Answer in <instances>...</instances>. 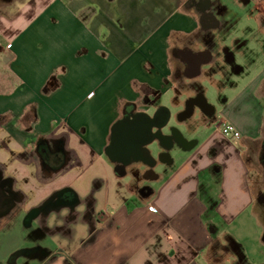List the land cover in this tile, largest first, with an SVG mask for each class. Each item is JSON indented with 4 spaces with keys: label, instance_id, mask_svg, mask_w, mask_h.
I'll return each mask as SVG.
<instances>
[{
    "label": "crops",
    "instance_id": "0c3cea01",
    "mask_svg": "<svg viewBox=\"0 0 264 264\" xmlns=\"http://www.w3.org/2000/svg\"><path fill=\"white\" fill-rule=\"evenodd\" d=\"M196 1L27 0L0 14L10 71L0 77V167L22 197L0 220V264L27 244L36 253L21 264H241L220 229L250 210L263 219L264 64L248 71L260 64L252 54L264 63V0H210L206 13L223 26L208 30ZM62 37L69 56L58 61ZM211 37L217 49L198 60ZM172 92L175 113L162 102ZM162 107L178 126L147 146L154 160L121 167L108 156L125 109ZM226 122L240 139L222 133ZM60 140L66 161L48 169L40 145Z\"/></svg>",
    "mask_w": 264,
    "mask_h": 264
},
{
    "label": "rangeland",
    "instance_id": "374dc122",
    "mask_svg": "<svg viewBox=\"0 0 264 264\" xmlns=\"http://www.w3.org/2000/svg\"><path fill=\"white\" fill-rule=\"evenodd\" d=\"M23 3L25 4L27 2V0H22ZM23 3L19 6L21 8V6L23 5ZM20 8H18L17 4L12 3V9L11 7L5 5L4 3H2L0 1V14H5L7 16L10 15H16L18 13H20L21 10H19ZM247 23V22H245ZM250 25L254 26V28L256 27V23H253V21H251V23H249ZM1 33V32H0ZM2 37V36H0ZM64 37H62L60 39L61 45L59 47L56 48L57 51H59V60H65L67 56H69V41L68 38L66 37V39L63 40ZM3 39V37H2ZM3 42H5V44H1V47L3 48L2 51L0 50V77L6 75V73H9V68H8V64L6 63L7 59V39H3ZM51 48L56 47L55 45H50ZM250 47V51L252 49V51L254 52H258L259 48L261 47L257 40L253 41ZM54 52V51H53ZM50 52V53H53ZM37 58H39V56H37ZM49 56H44L42 58V60H47L49 59ZM254 58V62H258L260 63L259 65H253V67H251L250 71L251 74H255L256 72H258L261 68L262 65L264 64L262 62V60L260 59L261 56L257 54H252V57ZM56 60V57H54L52 60ZM30 73H31V78L34 77L35 75H39L40 76L43 73H40V71L35 72V69H30ZM248 79V77H247ZM2 87H0L1 89ZM235 92L231 91L229 93H226V95H234ZM225 95V96H226ZM206 96L207 98L210 100V102L214 105H216L217 108H220L223 103V95H220V93L213 88L212 86L207 87V91H206ZM172 97H173V92L169 93L167 95L164 96V99H162V102L165 105H169L171 106V110H173V112H176V108H174L173 103H172ZM1 104V103H0ZM176 126H178V119L175 116V114L173 115L172 119H170L168 125L166 127H164L163 129H167V128H176ZM222 127V126H221ZM192 136V134H190ZM229 139H233L232 137H229ZM153 147V146H152ZM152 147H150L152 149ZM159 150V147H155L154 148V152L156 153ZM146 184H151V182L149 180L145 181ZM257 187H261L264 189V179L262 178L261 180H259L256 183ZM256 195V201H258V197L260 193H258L256 191L255 193ZM258 205L256 206V210H258L259 212L261 211V209L263 208L262 205L260 204L261 202H257ZM261 217L260 213L257 214V212H254L253 210H250L249 212L244 213L243 215H241L238 219H236L235 221L231 222V223H222L221 224V238L223 237L222 241L224 242V235L225 233L229 234V236L232 235V238H230L232 240V242L235 244H237L238 246V253L242 255V259L248 263L251 264H264V240H263V236H264V224L262 222L263 219L259 218ZM262 221V222H261ZM32 236V235H30ZM35 236V235H34ZM34 247L36 246H31L30 244L24 245L23 247V251L25 252L24 255L22 257H19L18 261H16V264H21V261H26V254H33V250L35 249ZM0 254H1V248H0ZM232 258L233 255L228 256L226 259L228 261V264L232 263ZM4 264H15L11 262V258H9L8 260H6V262Z\"/></svg>",
    "mask_w": 264,
    "mask_h": 264
},
{
    "label": "flooded vegetation",
    "instance_id": "af4514ba",
    "mask_svg": "<svg viewBox=\"0 0 264 264\" xmlns=\"http://www.w3.org/2000/svg\"><path fill=\"white\" fill-rule=\"evenodd\" d=\"M2 3H4L5 5L11 7L12 9V3L17 4L18 8H20L19 6L23 3L22 0H0ZM193 1V0H192ZM195 5L198 6V8L202 11V25L203 28L205 29H212V27L216 28H221L223 26V23L220 20H216L214 19V17H212L211 14L206 13L209 8L212 6L210 0H197L195 2ZM213 8V7H212ZM216 13L221 14V10L219 7H216L215 9ZM207 45H208V49L205 51V53H200V54H196L195 57L199 60H204L206 59V55H208L209 51H215L218 47V43L215 41L214 38L211 37V39H208L207 41ZM217 60V55L216 56H212L211 61H215ZM188 67H187V72L188 71ZM198 99V98H197ZM134 105V104H133ZM134 107H137V104L134 105ZM204 108L206 109V106H204ZM208 109V107H207ZM127 109H125L124 111V115L125 117L120 121V123L118 124L117 128L115 129V133L119 136H117V140L118 143L120 145V148L122 149V153H125L126 150L132 145L131 141L129 140V138L124 135V133L129 132V130L131 129L130 127L133 126L136 122V119L133 120L134 116L137 114L136 111H126ZM166 110H162L161 113L159 114V116L154 120L155 123L160 124L163 122V120L165 119V114ZM140 117V116H139ZM138 119V118H137ZM1 123V122H0ZM174 137H177L178 134L176 132H173ZM43 145L41 146V156L44 162V165L46 166V168L48 169H57L60 166H62L65 161H66V154L64 152V142L63 141H45L44 143H41ZM111 144V143H110ZM263 147V151H262V156H261V163L263 165V169H264V141L262 144ZM144 156L142 155H132L129 158H126L124 156H121L119 161H120V166L123 167L125 165L126 162H133L135 159H139L142 158ZM148 160V159H147ZM57 161H60V164L57 166H53L52 164H56ZM150 161V160H149ZM152 163V161L150 162ZM264 177V176H263ZM69 196H66L67 201H70V199H68ZM22 201V197L20 195L19 192L13 190V181L12 179L6 177L4 175L3 169H1L0 167V220H3L4 218H6V216H9L10 211L12 210V208L14 207H18L20 205ZM258 201L261 202V205H264V193L258 196ZM263 208L262 210V218L264 220V206H262ZM232 238L231 236H226L225 237V241H227L229 247L234 251L235 254L238 255L239 257V263H243V259H242V255L238 253V246L237 244L233 243L232 240L230 239ZM263 240H264V236H263ZM35 250H33V254H35L36 252H34ZM24 251L23 249H19L16 252H14L12 255H10L9 258H11V262L15 263L16 260L19 259V257L25 256L24 255ZM31 254V255H33ZM26 256H30V254H26ZM15 261V262H14Z\"/></svg>",
    "mask_w": 264,
    "mask_h": 264
},
{
    "label": "water",
    "instance_id": "95a60500",
    "mask_svg": "<svg viewBox=\"0 0 264 264\" xmlns=\"http://www.w3.org/2000/svg\"><path fill=\"white\" fill-rule=\"evenodd\" d=\"M202 65V63H199L197 71L194 73V75L197 76L202 73ZM162 110H166V108L162 107L154 116H151L148 113H137L134 116L133 120L136 119L135 124L130 127L131 129L129 130V132L124 133V135H126L132 143V145L126 150L125 153H122L123 151L120 148L117 140V136L119 135L115 133L114 129L112 133L111 144L107 149L108 156L111 159L119 160L121 156L129 158L132 155L137 154L146 156V158L154 160L155 158L152 155L151 150L147 148V146L154 142L159 137L158 135H164L163 128L168 125L171 119V111L167 109V114L163 122L160 124L155 123L154 120L159 116ZM127 163L128 162H126L125 164ZM149 166H154V164H149Z\"/></svg>",
    "mask_w": 264,
    "mask_h": 264
},
{
    "label": "built area",
    "instance_id": "2783aa9c",
    "mask_svg": "<svg viewBox=\"0 0 264 264\" xmlns=\"http://www.w3.org/2000/svg\"><path fill=\"white\" fill-rule=\"evenodd\" d=\"M222 133L225 136L235 139H240L242 137V133L238 130V128L234 124L228 122L222 125Z\"/></svg>",
    "mask_w": 264,
    "mask_h": 264
},
{
    "label": "trees",
    "instance_id": "16d2710c",
    "mask_svg": "<svg viewBox=\"0 0 264 264\" xmlns=\"http://www.w3.org/2000/svg\"><path fill=\"white\" fill-rule=\"evenodd\" d=\"M244 264H246V262L243 260Z\"/></svg>",
    "mask_w": 264,
    "mask_h": 264
}]
</instances>
